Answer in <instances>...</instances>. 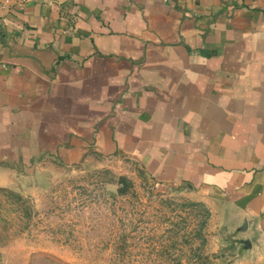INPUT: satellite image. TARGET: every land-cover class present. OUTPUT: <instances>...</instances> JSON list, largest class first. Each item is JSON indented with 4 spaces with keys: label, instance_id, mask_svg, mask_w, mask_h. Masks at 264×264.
I'll list each match as a JSON object with an SVG mask.
<instances>
[{
    "label": "crops",
    "instance_id": "1",
    "mask_svg": "<svg viewBox=\"0 0 264 264\" xmlns=\"http://www.w3.org/2000/svg\"><path fill=\"white\" fill-rule=\"evenodd\" d=\"M89 151L222 196L264 239V0L0 8V185ZM0 264L67 263L0 247Z\"/></svg>",
    "mask_w": 264,
    "mask_h": 264
},
{
    "label": "rangeland",
    "instance_id": "2",
    "mask_svg": "<svg viewBox=\"0 0 264 264\" xmlns=\"http://www.w3.org/2000/svg\"><path fill=\"white\" fill-rule=\"evenodd\" d=\"M13 1L24 0L0 8ZM253 229L222 196L165 181L124 153L42 157L0 185V247L67 264H264Z\"/></svg>",
    "mask_w": 264,
    "mask_h": 264
},
{
    "label": "water",
    "instance_id": "3",
    "mask_svg": "<svg viewBox=\"0 0 264 264\" xmlns=\"http://www.w3.org/2000/svg\"><path fill=\"white\" fill-rule=\"evenodd\" d=\"M246 245H248V242L246 241Z\"/></svg>",
    "mask_w": 264,
    "mask_h": 264
}]
</instances>
